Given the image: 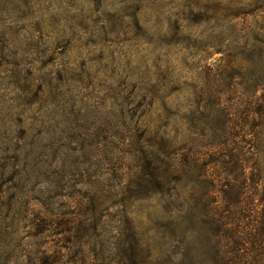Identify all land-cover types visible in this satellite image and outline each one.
Segmentation results:
<instances>
[{
  "label": "rangeland",
  "instance_id": "1",
  "mask_svg": "<svg viewBox=\"0 0 264 264\" xmlns=\"http://www.w3.org/2000/svg\"><path fill=\"white\" fill-rule=\"evenodd\" d=\"M0 264H264V0H0Z\"/></svg>",
  "mask_w": 264,
  "mask_h": 264
}]
</instances>
